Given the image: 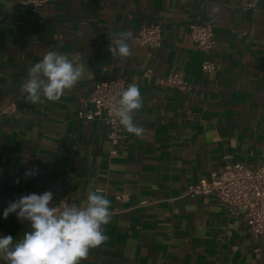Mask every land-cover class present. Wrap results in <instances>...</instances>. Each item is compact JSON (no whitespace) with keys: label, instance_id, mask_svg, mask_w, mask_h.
Masks as SVG:
<instances>
[{"label":"crops","instance_id":"1","mask_svg":"<svg viewBox=\"0 0 264 264\" xmlns=\"http://www.w3.org/2000/svg\"><path fill=\"white\" fill-rule=\"evenodd\" d=\"M251 1L49 0L35 12L0 0V236L15 241L30 230L15 213L3 217L22 195L50 190L53 203L79 204L92 188L111 201L112 219L107 240L81 264H264V235H253L242 213L228 215L213 195L182 196L225 163L263 160L264 0L244 9ZM207 21L215 70L204 75L188 26ZM142 23L161 25L160 47L133 40L129 58L113 57V35H135ZM50 50L80 52L91 74L59 101L33 104L21 84ZM171 72L190 89L162 84ZM116 77L139 85L134 118L144 133L123 129L110 155L107 127L80 113L94 85Z\"/></svg>","mask_w":264,"mask_h":264},{"label":"clouds","instance_id":"2","mask_svg":"<svg viewBox=\"0 0 264 264\" xmlns=\"http://www.w3.org/2000/svg\"><path fill=\"white\" fill-rule=\"evenodd\" d=\"M131 31L114 34L109 45L113 57L129 58L132 53ZM91 74L84 56L75 52L71 57L59 51H47L43 58L30 66L27 79L21 84V92L33 104L44 101L57 102ZM112 112L128 133L140 137L144 129L135 122V113L142 108L139 85H127L117 98L110 102ZM29 170L25 176L35 175ZM18 182V181H17ZM52 191L42 194L22 195L10 202L3 217L15 213L21 221L30 223V230L15 240L11 235L0 236V260L5 264H81L89 250L107 240L104 226L112 219L111 201L100 189L90 188L85 200L78 205L53 206Z\"/></svg>","mask_w":264,"mask_h":264},{"label":"built area","instance_id":"3","mask_svg":"<svg viewBox=\"0 0 264 264\" xmlns=\"http://www.w3.org/2000/svg\"><path fill=\"white\" fill-rule=\"evenodd\" d=\"M260 1L262 0H252L245 3L243 8L256 11ZM18 2L31 7L36 12L44 8L49 0H18ZM188 35L201 54V72L204 75L210 74L215 70V64L211 59V52L215 45L211 21L203 24H190ZM134 41L147 49L160 47L162 43L161 25L159 23H142L136 29ZM160 82L180 90L190 89V85L183 80L179 73L175 72L169 73ZM127 85L122 77L98 81L85 100L86 109L80 113L81 118L89 121L99 120L107 127L110 155L117 153V146L123 138V128L114 116L109 102L113 98H117ZM12 110L13 103H10L1 111ZM201 195H213L228 215L242 213L249 231L253 235H264V157L257 166L225 163L216 171H212L208 178L188 185L182 193L183 197L192 199ZM59 202L78 205L66 198L60 199L56 203L52 202V205L55 206Z\"/></svg>","mask_w":264,"mask_h":264}]
</instances>
